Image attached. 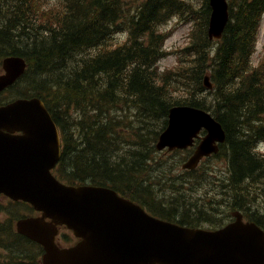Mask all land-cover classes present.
Returning <instances> with one entry per match:
<instances>
[{
	"label": "trees",
	"instance_id": "1",
	"mask_svg": "<svg viewBox=\"0 0 264 264\" xmlns=\"http://www.w3.org/2000/svg\"><path fill=\"white\" fill-rule=\"evenodd\" d=\"M32 1L0 0V59H25L27 69L17 85L26 97L45 102L59 128L63 150L53 171L57 179L108 186L160 219L186 224L193 206L172 209L155 197L143 174L168 110L192 106L210 112L225 130L226 141L216 156L227 161L230 185L249 194L246 205L237 208L264 230V157L254 152L264 143V76L249 65L264 0H229L230 19L221 40L212 42L206 34L208 0L197 8L183 0H63V10L48 25L40 23ZM191 12L202 26L201 35L185 49L194 59L161 74L157 63L166 38L158 27L173 14ZM121 32L126 40L108 46ZM206 72L212 91L204 86ZM126 111L136 129L159 127L150 146L138 149L134 139L118 133L128 122ZM19 204L20 218L34 214ZM63 238L73 243L71 235ZM0 249L5 253L0 264H41L42 248L7 225L0 226Z\"/></svg>",
	"mask_w": 264,
	"mask_h": 264
},
{
	"label": "water",
	"instance_id": "2",
	"mask_svg": "<svg viewBox=\"0 0 264 264\" xmlns=\"http://www.w3.org/2000/svg\"><path fill=\"white\" fill-rule=\"evenodd\" d=\"M209 39H219L228 22L226 0H209ZM0 91L24 72V61L2 62ZM205 85L212 89L207 82ZM201 130L206 135L183 166L194 168L225 141L222 126L190 106L168 111L157 150L186 149ZM60 157L57 128L39 99H19L0 107V194L32 206L38 216L20 219L17 233L43 249L42 264H264V232L254 223L235 221L203 233L155 218L115 191L96 186H66L50 170ZM79 241L68 248L55 243L58 227Z\"/></svg>",
	"mask_w": 264,
	"mask_h": 264
},
{
	"label": "rangeland",
	"instance_id": "3",
	"mask_svg": "<svg viewBox=\"0 0 264 264\" xmlns=\"http://www.w3.org/2000/svg\"><path fill=\"white\" fill-rule=\"evenodd\" d=\"M63 0H33L32 8L38 17V20L42 25H48L54 22V18L63 10ZM135 1V0H131ZM194 8L199 7L201 0H183ZM130 2V1H129ZM195 14L183 13L169 17L167 21L162 23L158 27V31L167 37L164 44L165 54L163 58L158 62L157 69L161 74H166L176 70L181 61L186 60L185 65H188L190 59H194L191 53H186L185 49L192 46V44L201 35V27L199 25L200 20H194ZM126 34L124 32L112 36L107 45L110 47L120 45L124 42ZM252 70H258L262 72L264 76V15L261 18L260 27L257 31L255 50L251 57ZM176 90L181 89V85L174 84ZM18 88L14 87V90L10 93H5L0 96V102L13 98L15 94H18ZM127 119H129V112L126 113ZM132 126L131 131L126 135L127 139H134L137 144L151 145L149 137L151 134H146L141 130H136L134 121L127 122L121 130L120 134H124L125 127ZM154 131H158V127L154 128ZM259 150L264 153V144L259 147ZM183 154L180 152L175 153L173 158L163 159L157 158V167L162 168V173L154 175L150 169L143 174L145 183L150 182L153 185L155 195L166 202L168 205H172L176 210L178 206L184 204H194L198 202L197 195L202 196L200 202L205 203L207 207H216L219 212L230 205V213L236 211V207L244 202V196H239L240 191L237 188L232 187L227 182L226 178V165L224 159L221 157H212L209 160L202 162L199 171L195 173H187V175H181L177 171V164L182 159ZM264 155V154H263ZM153 167V166H152ZM161 185V187L159 186ZM230 194V198L227 196ZM245 197L249 198V195ZM222 207V208H219ZM24 214L21 211V206L14 204L4 196H0V226L7 225L10 232L14 233L16 221ZM62 233L59 234V243L62 245ZM5 253L0 249V260H4Z\"/></svg>",
	"mask_w": 264,
	"mask_h": 264
},
{
	"label": "bare ground",
	"instance_id": "4",
	"mask_svg": "<svg viewBox=\"0 0 264 264\" xmlns=\"http://www.w3.org/2000/svg\"><path fill=\"white\" fill-rule=\"evenodd\" d=\"M9 36V35H8ZM56 61V60H55ZM54 62V61H53ZM226 88V87H225ZM223 89V88H222ZM226 91H228L227 89H225ZM23 98V97H22ZM240 103H242L241 101H240ZM67 149H70V148H68L67 147ZM68 159H69V157H68ZM67 161V160H66ZM69 161V160H68ZM79 169V168H78ZM82 181H84V180H82Z\"/></svg>",
	"mask_w": 264,
	"mask_h": 264
},
{
	"label": "flooded vegetation",
	"instance_id": "5",
	"mask_svg": "<svg viewBox=\"0 0 264 264\" xmlns=\"http://www.w3.org/2000/svg\"><path fill=\"white\" fill-rule=\"evenodd\" d=\"M208 229H210L211 228V226H206Z\"/></svg>",
	"mask_w": 264,
	"mask_h": 264
}]
</instances>
